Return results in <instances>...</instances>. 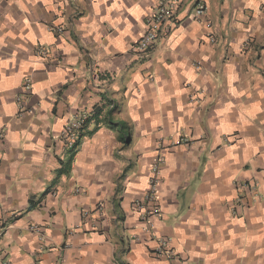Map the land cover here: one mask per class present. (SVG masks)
Instances as JSON below:
<instances>
[{
	"label": "clouds",
	"instance_id": "1",
	"mask_svg": "<svg viewBox=\"0 0 264 264\" xmlns=\"http://www.w3.org/2000/svg\"><path fill=\"white\" fill-rule=\"evenodd\" d=\"M194 2L0 0V8L7 14L6 21L0 24V100L16 99V90L22 88L24 91V96L19 97L20 103L0 110V119L10 116L14 125L23 123L37 134L52 128L55 118L51 115L50 103L43 105L46 110L43 115L38 105L32 113H23L20 117L15 115L16 109L31 95L29 89L34 85L40 96L55 100V86L67 83L65 110L77 114L90 112L95 104L102 107L100 93L113 96L112 111L118 113L115 118L122 121L121 128L127 130L122 146L117 142V132L108 133L113 148L121 149V160L138 165L134 175L144 177L141 189L148 188L147 178L155 176L159 182L153 191L159 192L165 204L168 199L173 201L165 208L162 213L164 220L160 221L156 216L159 201L153 200L149 205L152 219L136 226L134 232L124 234L133 237L132 253L123 255L118 242H105L97 237L98 243L89 247L98 248L99 253L93 256L89 252L83 264H155L147 256L144 244L150 242L152 235L158 238L173 235L172 229L178 223L180 227L191 230L193 235L184 238L177 228L176 238L171 242L160 240V243H168V247L182 242V239L198 243L201 231L194 225L198 221L208 224L207 210L201 213L199 206L209 203L206 197L200 195L209 183L231 191L233 181L242 184L245 178H255L258 187H254L250 195L256 198L254 208L264 215V207H261L264 205V171L256 172L257 167L264 169V118L257 121L255 111L242 107L238 99L241 93L230 88L233 81H238V87L259 93L264 98V75H261L264 73V54L257 57L256 51L259 46H264V0H207V9L201 6L199 11L193 12L192 24L187 30H180L191 40L211 34L203 47L185 44L177 50L173 41L160 40L156 30L161 25L155 23L153 18L158 15L173 16L179 12L180 18L184 19ZM129 5L132 6L134 20L129 18ZM15 9H19V19H13ZM79 13L84 15L78 18ZM54 14L59 16L54 20L56 27L46 26L48 21H53ZM24 15L32 20V25L23 23ZM41 18L45 21L44 25L36 23ZM33 26L37 33L45 34L35 48L36 39L31 35ZM25 28L30 30V34L21 36L18 41L14 32L19 35ZM53 31L62 33L59 39L64 43H57L51 35ZM73 35L78 41L72 39ZM134 42H139V47H133ZM149 48L153 49V53L145 56L144 52ZM61 49L68 55L58 59L62 55ZM225 56L229 60L226 66L220 63ZM139 59L148 60L149 63L132 71L133 63ZM169 59L174 63L167 64L166 60ZM46 63L48 67H45ZM228 73H232L231 78H228ZM37 80L44 83L36 84ZM125 82L127 94L120 91ZM219 93L229 100L235 96V108L231 104L224 107L218 98ZM69 95L78 98V102L72 101L71 108L66 106ZM194 95L199 96V100L189 103V98ZM212 100L216 101L220 111H208ZM68 124L79 127L73 120H69ZM112 128H116V125L113 124ZM56 129V135L65 137L72 130L70 127L67 133H61L59 125H56ZM234 129L239 130V137L231 136ZM181 132L191 141L190 146L170 148V145H175ZM160 138H163V148L157 156L155 149L159 147L157 141ZM228 138L238 141L236 151L239 158L233 155V147L225 142ZM25 139L30 137L26 136ZM218 144L223 148L215 151ZM205 156L209 161L204 169L206 175L198 179L196 173L200 170L201 158ZM50 159L52 154H46L45 160ZM245 163L252 164L248 172L242 170ZM182 191L190 194L192 208L187 215L180 211L179 195ZM144 198L145 193L141 191L139 200ZM124 207L130 217L128 225H136L135 216L144 213L129 207L127 203ZM241 212L248 214L244 208H241ZM211 223L216 224L217 221ZM220 223L226 226L224 221ZM116 228L119 231L120 226ZM208 230L205 227L203 232ZM25 243L23 240L16 241L17 246ZM239 243L247 246L251 241L242 235ZM153 246L159 245L154 243ZM177 251L182 249L177 247ZM192 255L197 253L193 252ZM13 261L18 264L15 253ZM187 264L192 262L188 261Z\"/></svg>",
	"mask_w": 264,
	"mask_h": 264
},
{
	"label": "crops",
	"instance_id": "2",
	"mask_svg": "<svg viewBox=\"0 0 264 264\" xmlns=\"http://www.w3.org/2000/svg\"><path fill=\"white\" fill-rule=\"evenodd\" d=\"M202 1L207 4V0ZM194 3L189 9L188 16L181 19L178 14L177 23L171 34L160 40L173 41L177 50L185 44L203 47L208 42L209 37L191 40L180 31L181 29L187 30L192 24ZM128 7L129 18L134 20L135 17L131 12L132 6ZM19 15V9H15L13 19H19ZM77 15L79 18L84 13ZM58 18L59 16L54 14L53 21H48L46 26L55 28L54 20ZM6 19L7 14L3 13V9L0 8V24H3ZM145 22L147 23V20ZM23 23L32 25V20L24 15ZM36 23L44 25L45 21L41 18ZM29 34L28 28H25L19 35L14 32L18 41L21 36ZM61 34L56 31L51 33L58 44L64 43L59 39ZM31 35L36 39L34 48L40 45L45 37L44 33H37L34 26L31 28ZM72 39L78 41L75 35ZM29 43L31 44L32 41L30 40ZM81 50H83L82 46ZM5 51L11 50L5 49ZM256 51L257 57L264 54V46H259ZM61 53L58 59H63V56L68 55L63 52V49ZM152 53L153 50L150 55ZM16 55L19 56V53ZM148 63V60L139 59L133 63L131 70L134 71ZM166 63L172 64L174 61L169 59ZM220 63L226 66L229 60L225 56L220 59ZM45 67H48L47 63ZM227 75L231 78L232 73ZM106 78L101 77V79ZM35 83L42 84L44 81L37 80ZM238 83V81H233L230 88L241 93L238 99L242 107L247 108L248 111H255L257 121L264 118V98H261L259 93L238 87ZM55 87L57 88L55 100H51L49 97L40 96L34 85L24 106L20 105L15 111V115L20 117L23 113H32L34 107L38 105L40 114L43 115L46 111L43 105L50 103L51 115L55 118L52 128H46L37 134L35 130L23 123L14 125L10 116L0 119V264H14V253L18 264H25V262L27 264H83L89 252L93 256L99 253L98 248L89 247L98 243L97 237L105 242L109 240L118 242L120 252L128 255L133 252V237L124 234L134 232L136 226L152 219L149 208L152 202L147 200V196L154 185L153 176L147 178L148 188L141 189L140 184L144 177L134 175L138 165H131L121 160L119 156L121 149L113 148L111 136L108 134L117 132V142L123 145L127 130L121 128L122 121L115 118L118 113L112 111L115 97L100 93L103 106L95 104L90 112H84L87 115V121L80 134L79 143L75 148L64 150L59 136L55 134L56 125H59L61 132L77 113L65 110L64 97L68 84L65 83L62 86L57 84ZM120 91L124 94L128 93L126 82ZM20 95L24 96L22 88L16 90V99L0 100V110L14 103H20L18 100ZM199 98L194 95L189 98L188 102L192 103L193 100H199ZM218 98L224 107L231 104L235 108L237 104L235 96L229 100L219 93ZM73 100L78 102L76 97L71 95L67 97V108H71ZM220 110L215 100L210 101L209 112ZM32 122L35 123V121ZM229 122H233L231 118ZM113 124L116 128H112ZM26 136L30 139H25ZM231 136L239 137V130L234 129ZM225 142L233 147V155L239 158L236 151L238 141L228 138ZM157 143L159 147L155 151L159 156L163 148V138H160ZM190 144L191 141L181 132L175 145L169 147L187 148ZM222 148L223 145L218 144L215 151ZM46 154H52V159L46 161ZM208 162L207 156L201 158L200 170L196 173L198 179L206 175L204 169ZM45 168L48 169L47 172ZM251 168V163H245L242 170L248 172ZM261 171L264 169L256 168V172ZM214 173L215 169H213ZM245 180L256 181L255 178H245ZM233 185L231 191H227L220 189L219 185L209 183L205 190L201 191L200 195L206 197L209 203L200 205L199 211L203 213L207 210L208 224L198 221L194 225V228L201 231V239L198 243L191 239H182V242L178 241L172 247H168V243H160V240L171 242L176 238L177 228L184 238H190L193 235L191 230L180 227L178 223L172 229L173 235H162L159 238L155 235L151 236L150 242L144 244L147 256L155 261V264H178L177 260L168 258L165 254L161 255L166 252V249H173L184 261H191L192 264H217V262L219 264H264V215L254 208L255 201L250 204L249 208H244L248 214L242 213L239 208L238 214L233 215L231 210L238 196L236 181H233ZM141 191L145 193L144 200H139ZM158 196L159 205L164 213L165 208L172 205L173 201L168 199L165 204L159 192ZM126 203L136 211L144 213V215L135 216L136 225H128L130 217L124 207ZM179 203L180 211L187 215L189 209L192 208L190 194L182 191L179 195ZM157 219L163 221L164 215L157 216ZM213 220L217 223L212 224ZM229 220L230 223H228ZM220 221H224L226 226ZM117 225L120 226L119 231H117ZM205 227L209 229L206 233L203 232ZM242 235L246 240L251 241L247 246H241L239 243ZM17 240H23L26 243L23 246H17ZM228 242L231 244L229 245ZM154 243L159 246L154 247ZM217 245L221 247L218 248ZM177 247H180L182 251H177ZM193 252L197 255L193 256Z\"/></svg>",
	"mask_w": 264,
	"mask_h": 264
},
{
	"label": "built area",
	"instance_id": "3",
	"mask_svg": "<svg viewBox=\"0 0 264 264\" xmlns=\"http://www.w3.org/2000/svg\"><path fill=\"white\" fill-rule=\"evenodd\" d=\"M201 6H203L205 8V10L207 9V4L204 1H202V0L196 1L194 3V6H193V12L199 11ZM178 14H179V12H177L173 16L164 17V16L158 15V16L153 18V21L155 23L161 25V27L157 28V30H156L159 39H162V38L171 34V32L173 31V29L177 23ZM169 21H171V23H169ZM173 25H174V27H173ZM165 26H167V27H165ZM133 47H139V42H134ZM152 50L153 49H151V48L145 50L144 55L149 56ZM198 66L199 65L197 64V67ZM30 91H31V89H29V92ZM21 96L22 95L18 96V100H19V97H21ZM21 106L23 107L24 104H21ZM71 120L76 121L79 124V127H72L68 123L64 126L61 133H67L68 128H70V127L72 129L71 133L68 134L66 137L65 136H59V141L62 144V149H64V150H66L68 148H71V149L75 148L76 145L79 143L80 134H81V132H82V130L86 124V121H87V115L84 113L75 114ZM65 140H67V142H65ZM153 179H154V185H153L152 191L147 196V200L149 202H152V203H153V200H159L158 191L157 192L153 191L156 187V184L159 181L156 180L155 176H153ZM254 187H258V182L254 181V180H245V181H243L242 184L236 183V190L238 192V196H237L236 204L233 205V208L231 210L233 215L238 214L239 208L240 209L241 208H249L250 204L255 201L256 198L254 196L250 195V192L253 190ZM241 189H244V190L241 191ZM78 190H80V189H78ZM157 208H158V211L156 212V216H161L162 210H161L159 203L157 205ZM163 244H167V243H163ZM164 254L167 255L168 258H172L174 260H177L178 264H187V262L184 261V259H182L178 254H176L173 249H166V252H164L161 255H164Z\"/></svg>",
	"mask_w": 264,
	"mask_h": 264
}]
</instances>
